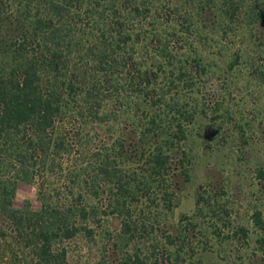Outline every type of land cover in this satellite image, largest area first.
Returning a JSON list of instances; mask_svg holds the SVG:
<instances>
[{"label": "trees", "instance_id": "1", "mask_svg": "<svg viewBox=\"0 0 264 264\" xmlns=\"http://www.w3.org/2000/svg\"><path fill=\"white\" fill-rule=\"evenodd\" d=\"M245 2L0 0V264H186L209 225L172 234L158 201L173 208L186 126L207 114L195 22ZM18 182L39 209H14Z\"/></svg>", "mask_w": 264, "mask_h": 264}, {"label": "rangeland", "instance_id": "2", "mask_svg": "<svg viewBox=\"0 0 264 264\" xmlns=\"http://www.w3.org/2000/svg\"><path fill=\"white\" fill-rule=\"evenodd\" d=\"M244 5L230 23L213 12L195 22L208 71L201 97L207 114L196 111L186 126L187 178L176 179L173 208L158 201V221L172 234L209 225L206 235L192 232L186 264H264V0ZM200 193L217 202L207 218L196 213ZM25 206L39 209L37 187L18 182L13 207ZM257 213L262 225L253 220ZM103 224L120 228L115 217Z\"/></svg>", "mask_w": 264, "mask_h": 264}]
</instances>
